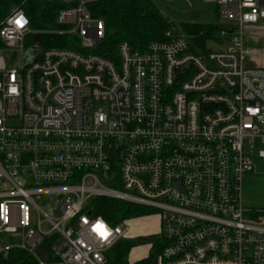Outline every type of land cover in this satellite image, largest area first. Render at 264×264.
Returning <instances> with one entry per match:
<instances>
[{"label": "built area", "instance_id": "obj_1", "mask_svg": "<svg viewBox=\"0 0 264 264\" xmlns=\"http://www.w3.org/2000/svg\"><path fill=\"white\" fill-rule=\"evenodd\" d=\"M61 1L68 46L43 47L20 6L0 20V256L107 264L130 223L95 214L104 197L158 210L152 264H264V210L243 203L264 160V66L246 61L244 32L264 27V0H203L224 21L203 46L171 28L112 56L92 51L105 34L94 0ZM53 237L45 261L36 250Z\"/></svg>", "mask_w": 264, "mask_h": 264}, {"label": "trees", "instance_id": "obj_2", "mask_svg": "<svg viewBox=\"0 0 264 264\" xmlns=\"http://www.w3.org/2000/svg\"><path fill=\"white\" fill-rule=\"evenodd\" d=\"M20 6L30 22V28L38 36L43 47L68 46L69 36L61 34V26L57 22V12L60 7L67 6L61 0H0V20L9 9ZM95 18H101L105 25L103 39L92 48L93 52L104 56L116 53V46L127 42L132 48L142 50L154 40H162L166 30L171 29V23L165 19L158 9L155 0H94L87 4ZM184 34L203 46L207 39L215 38L222 28L221 23H183ZM94 212L105 219L116 223L130 217L147 214V207H142L120 200L98 198L94 200ZM257 209V208H252ZM55 238H48L42 244L44 250H36L37 255L45 260H53L54 250H45ZM154 241L152 251L148 256L131 264H152L153 256L159 247ZM136 246L132 239L117 242L107 254V264H128V254ZM35 258L26 250L12 248L6 258L0 256V264H35Z\"/></svg>", "mask_w": 264, "mask_h": 264}, {"label": "rangeland", "instance_id": "obj_3", "mask_svg": "<svg viewBox=\"0 0 264 264\" xmlns=\"http://www.w3.org/2000/svg\"><path fill=\"white\" fill-rule=\"evenodd\" d=\"M155 3L171 27L178 33H184L183 23H221L224 22L218 14L217 7L211 2L203 0H155ZM250 28V29H249ZM32 42L29 37L25 38L26 54H30ZM229 44L222 41L220 44L208 42L206 50L217 51L226 48ZM245 58L249 64L264 66V27H248L244 32ZM3 58L7 66H12L17 54L3 52ZM36 202L44 207L46 202L43 198L36 199ZM243 203L248 208L264 210V160H255L253 170L246 173L243 178ZM36 217L29 206V220L34 224ZM130 223L129 238L135 242L128 254V264L148 256L152 251L150 246L159 230L158 210L148 209L147 214L123 219ZM4 243L12 241L7 235H2Z\"/></svg>", "mask_w": 264, "mask_h": 264}, {"label": "water", "instance_id": "obj_4", "mask_svg": "<svg viewBox=\"0 0 264 264\" xmlns=\"http://www.w3.org/2000/svg\"><path fill=\"white\" fill-rule=\"evenodd\" d=\"M34 38H35L36 40H38V36H37V35H35ZM30 50H31V53H30V54H26V52H25V59H26L27 61H29V60L31 59L33 53L36 51V48H33V47H32V48H30Z\"/></svg>", "mask_w": 264, "mask_h": 264}, {"label": "crops", "instance_id": "obj_5", "mask_svg": "<svg viewBox=\"0 0 264 264\" xmlns=\"http://www.w3.org/2000/svg\"><path fill=\"white\" fill-rule=\"evenodd\" d=\"M131 251V250H130ZM130 253V252H129Z\"/></svg>", "mask_w": 264, "mask_h": 264}]
</instances>
